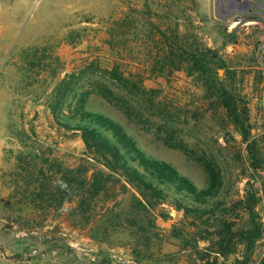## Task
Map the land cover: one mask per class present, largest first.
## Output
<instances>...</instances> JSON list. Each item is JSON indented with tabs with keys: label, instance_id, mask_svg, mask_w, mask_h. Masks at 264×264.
<instances>
[{
	"label": "rangeland",
	"instance_id": "rangeland-1",
	"mask_svg": "<svg viewBox=\"0 0 264 264\" xmlns=\"http://www.w3.org/2000/svg\"><path fill=\"white\" fill-rule=\"evenodd\" d=\"M175 30L187 48L209 53L211 81L246 101L249 142L264 163V0H0V264H132L136 255L125 235L113 238L109 249L93 242L66 220L68 210L50 213L38 231L23 226L40 213L20 202L13 189L16 155L29 145L70 166L83 151L78 136L55 131L45 106L57 79L55 59L63 67L60 77L88 65L110 69L115 64L124 76L154 89L178 119L163 125L164 119L148 116L149 121L136 124L92 91L88 107L118 120L142 150L199 188L207 181L200 159L211 160L222 174L223 187L215 197L223 202L222 213L246 200L249 182L254 211L264 226V170L249 167L247 143L226 127L210 92L184 72H151L153 41ZM87 73L80 79L85 85L98 77ZM244 211L238 205L225 214L247 220ZM169 213V220L157 222L163 234L172 226L189 227L191 218L170 208ZM180 249L179 240L166 239L161 253L143 264H192ZM101 252L108 254L105 263ZM214 264H264V236L252 250L239 246Z\"/></svg>",
	"mask_w": 264,
	"mask_h": 264
},
{
	"label": "trees",
	"instance_id": "trees-1",
	"mask_svg": "<svg viewBox=\"0 0 264 264\" xmlns=\"http://www.w3.org/2000/svg\"><path fill=\"white\" fill-rule=\"evenodd\" d=\"M161 37L153 41L156 51L149 54L155 65L151 72H184L200 79L210 92V99L222 111L226 127H232L247 143L249 167L264 170L261 156H256V146L249 142L247 103L232 89L211 81L209 53L187 48L176 30ZM161 45L167 50H160ZM55 61L53 77L57 79L52 81L45 106L57 125L55 131L78 136L83 151L77 163L70 166L29 145H24L27 150L16 155L13 189L20 202L40 213L37 219L27 218L24 228L38 231L47 223L50 213L68 210L66 220L86 231L93 242L107 245V249L113 238L125 235L136 254L132 264H143L146 257L150 260L153 253L160 254L166 239L179 240L181 252H187L192 264H214L217 257H228L239 246L246 252L252 250L264 236V226L254 211L256 201L249 193V182L246 200L235 202L230 210L222 209V213L218 209L223 202L215 199L223 187L222 174L211 160L200 159L207 181L199 188L169 163L142 150L118 120L88 107L92 91L136 124L149 121L148 116L164 119L163 125L168 124L166 120L178 119L177 113L170 112L158 100L154 89L145 88L143 81H133L132 75L124 76L115 64L110 69H93L88 65L60 77L63 67L58 59ZM85 73L98 77L85 85L80 81ZM238 205L245 210L247 220L225 214L232 213ZM169 208L182 212L185 219L191 218L187 229L172 226L167 234L160 231L157 222L170 219ZM201 243L205 246L201 247ZM101 254H105V263L108 254Z\"/></svg>",
	"mask_w": 264,
	"mask_h": 264
}]
</instances>
